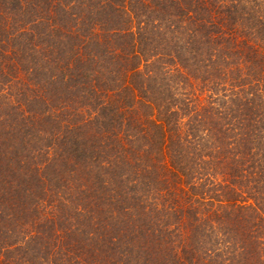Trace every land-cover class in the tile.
<instances>
[{"label":"trees","instance_id":"trees-1","mask_svg":"<svg viewBox=\"0 0 264 264\" xmlns=\"http://www.w3.org/2000/svg\"><path fill=\"white\" fill-rule=\"evenodd\" d=\"M0 264H264V0H0Z\"/></svg>","mask_w":264,"mask_h":264}]
</instances>
